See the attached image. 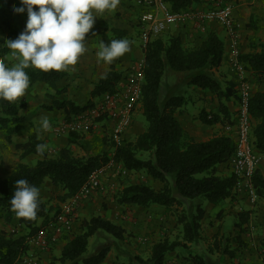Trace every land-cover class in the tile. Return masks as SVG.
<instances>
[{
  "label": "trees",
  "instance_id": "1",
  "mask_svg": "<svg viewBox=\"0 0 264 264\" xmlns=\"http://www.w3.org/2000/svg\"><path fill=\"white\" fill-rule=\"evenodd\" d=\"M172 13L190 10L203 0H163ZM117 34V32H116ZM119 34V33H118ZM5 44L0 43V58L11 54ZM225 55V43L213 33L199 47H185L179 38H171L169 43L161 39L149 41L144 50V85L139 106L142 108L148 127L136 141L113 145V158L107 155L76 156L71 149L64 148L51 157L47 153H37V145L45 144L36 133H29L28 141L16 145L22 153L21 159L35 155L40 160L34 166L18 164L12 174L0 180V212L7 224H15V231H0V264H18L27 255L30 247L27 238L37 231L40 220L53 219L59 211L49 207L39 197V210L35 221L19 218L12 211L10 200L15 191V182L26 179L40 190L46 181H50L64 193L61 200L79 194L91 174L105 166L111 160L115 166H121L130 173H145L149 179L158 183L159 188L147 184H128L115 195L117 206H134L150 209L162 207L178 212L177 222L181 227V239L170 241L163 239L152 247L150 257L143 259L132 256L127 264H167L169 255L179 249H188L202 240V220L205 210L193 201L203 199L218 204L227 199H236L237 177L232 173L220 174L219 167L232 162L236 152L234 132L214 136L207 142H197L185 136L178 121V112L187 105L188 89L212 93L220 101L217 112L203 110L199 116L202 124L225 127L234 126L235 118L228 106L222 102L225 94L221 84L215 78V71L222 65ZM258 82L264 78V50L259 54L240 57ZM30 77V91L36 84L42 83L49 90L56 91L57 84L67 77L66 72H48L29 68L25 70ZM121 73L111 69L100 80L92 93L93 99L101 100L106 95L116 93L122 81ZM173 79V84L168 81ZM231 95L227 93V98ZM89 102L83 107L63 101L56 104L66 113V122L72 115H78L94 107ZM52 110V108H48ZM20 103L0 101V128L7 133L8 141L20 132L24 118L19 115ZM252 118V142L255 150L264 155V93L255 91L250 101ZM102 121V120H100ZM253 121H257L253 128ZM234 128V127H233ZM71 136H78L72 133ZM76 140L74 139L73 142ZM146 156V158H144ZM254 185L260 197L264 194V177L259 170L254 176ZM53 212L55 216L51 218ZM82 235L67 237V244L59 262L62 264H103L110 246L100 249L86 257L89 239L98 234L112 236L117 241L125 239L126 230L101 217H94L83 224ZM26 233L25 235H20ZM191 256V258H189ZM188 256L189 264H209L200 255ZM123 264V263H114Z\"/></svg>",
  "mask_w": 264,
  "mask_h": 264
},
{
  "label": "crops",
  "instance_id": "2",
  "mask_svg": "<svg viewBox=\"0 0 264 264\" xmlns=\"http://www.w3.org/2000/svg\"><path fill=\"white\" fill-rule=\"evenodd\" d=\"M216 4L230 5L233 8L234 19L240 26L241 57L261 53L264 50V0H203L201 4L195 5L190 10L207 9ZM140 11L143 14L147 12V8L140 4V0H120V4L115 10L98 15L93 29L90 30L85 38L86 52L79 58L76 65L69 66V69L64 71L67 73V77L57 84L56 91L49 90L42 83L36 84L30 91H27L24 97L27 100L24 102L29 103V106L26 109H20V116L24 118V124L20 132L12 137L10 148L8 150L3 148V146L0 148V172L3 173L5 170H8L9 173L6 176L0 174V180L7 179L18 164L22 163L34 166L40 160V157L35 155L21 159L22 153L16 150V145L24 144L28 141L29 133L31 132L36 133L49 146L45 150V153L51 157L57 155L62 149L69 148L79 157L104 155L106 149H108L107 157L113 158L115 154L114 143L105 149L104 142L106 140L103 138L108 137L106 139L109 140L112 137V122L108 120L102 121L98 126L91 129L89 133L77 134L81 135L82 138H78V136L73 137L71 134L58 135L54 132V129L57 125L66 121V113L63 109H58L56 104L63 101L72 102L80 107L85 106L91 101L97 104L99 100L93 99L92 93L106 73L114 69V71L122 74L123 81L126 75L138 63L144 61L146 43L144 36L137 33V30L140 31L142 28H137L141 26V18L138 16ZM208 33L215 34L225 43L224 60L219 69L215 71V78L221 84L225 94L222 102L228 106L232 116L235 114L234 118L236 120L238 101H234V96L238 95V91L236 93L234 89L237 74L233 71L229 62L230 41L226 31L217 23L207 24L203 31L191 23L187 25H173L168 27L159 39L164 43H169L172 37L179 38L185 47L193 48L201 46L207 39ZM124 38L131 42V51L129 53L117 58L110 65L98 59L97 51L99 50L101 41L109 44L113 39ZM152 40H154V37L150 38V41ZM249 74L251 73L249 72ZM262 87L264 88V86ZM262 87L260 89L264 93ZM188 91H196V96L192 100H189L187 104H192L194 110L188 111L184 107L185 113L182 115L178 114L177 116L186 137L194 139L197 142H207L214 136L231 133L227 132V127L221 124L206 126L199 119L203 110L208 112L218 111L220 106L218 98L210 92L194 90L192 88L188 89ZM227 93L231 95L229 98H227ZM24 98L22 99L25 100ZM48 108H52V110H48ZM134 116L132 125L124 132V143L134 141L141 134L138 122ZM42 117L48 118L52 129L50 132L41 130L40 121ZM235 126H233L232 130L234 135H236ZM145 129L144 132L146 131ZM74 139L76 140L75 142H73ZM0 143L3 144V141H0ZM9 155L15 158L12 160L7 159ZM2 159L6 161L5 166L1 162ZM114 168H107L105 171L102 179L104 190L95 192L77 206L72 232L63 236L48 251L40 252L30 248L24 258L35 256L38 264H62L59 262V259L67 244L66 238L72 235H82L85 232L83 224L94 217H101L106 221L123 227L126 230V234L136 225L139 227L144 226V233L154 234V236L157 235L159 238H162L166 234H171L172 231L169 230H174L176 224L172 223L173 225L171 226V220L167 215L169 209L156 206L144 209L134 206L116 205L115 191L122 190L131 180L127 181L126 179L123 183L111 181L110 175L113 176L112 180L118 178L119 175L118 173L116 176L117 172ZM258 170L264 177V160L260 163ZM219 171L232 173V162L230 161L228 164L220 166ZM149 180L155 188H159L160 185L158 183H155L151 179ZM58 190L50 181H46L40 190V197L44 202H48L49 207L53 206L54 209L60 211L63 202L59 203L57 202L58 200H53L54 194ZM257 202L258 204L255 207V205L250 204L247 198L239 195L236 199H227L218 204H212L205 200L200 201V199L193 201L194 205H202L205 210L202 220V240L197 245H189L188 249H179L169 255L167 264H189L190 262L186 257L191 254L194 256H204L209 264H264V194L258 198ZM241 208L245 209L248 213H239L242 211L240 210ZM132 211L134 212L133 214L129 213ZM54 214L55 212L51 218L55 216ZM141 214L144 215V221L139 218ZM233 216L237 218L234 227L231 230H227L225 222ZM50 220H40L38 228H44ZM136 228L138 227H135L134 230ZM0 231H7L9 233L15 231V224H7L1 212ZM174 231H177V229ZM95 236L96 238L100 237L106 240L111 237L106 234ZM95 236L89 239L86 257L104 248L102 246L97 248L99 245H102L101 243L96 248H93ZM111 242L113 246L110 248V252L103 264L122 263V256L128 253L133 255L129 252L130 249H127V253L124 248L119 247L113 241ZM91 248L97 249L96 252H91ZM137 255L139 254L137 253ZM18 264L27 263L21 260Z\"/></svg>",
  "mask_w": 264,
  "mask_h": 264
},
{
  "label": "built area",
  "instance_id": "3",
  "mask_svg": "<svg viewBox=\"0 0 264 264\" xmlns=\"http://www.w3.org/2000/svg\"><path fill=\"white\" fill-rule=\"evenodd\" d=\"M140 4L147 8V12L141 18L142 31L144 32L142 35L146 46L151 37H158L173 25L191 23L203 31L207 24L217 23L226 31L230 41L229 62L233 71L241 78L237 90L236 152L232 160V172L237 177L235 191L237 195L247 198L250 204L255 205L259 196L254 185V176L260 163L264 160V155L255 150L252 142V118L250 115L252 87L244 80L246 66L240 58V26L234 19L233 8L230 5L216 4L207 9L172 13L163 0H140ZM143 85L144 61L138 63L126 75L125 79L119 83L115 94L106 95L94 107L81 114L72 115L71 120L57 125L54 132L58 135L89 133L99 123L108 120L113 124L111 134L114 144L121 145L124 132L132 125L134 112L140 104ZM232 130V126L226 128L227 132ZM114 167L115 163L111 160L105 166L95 170L79 194L68 199L61 207V211L44 228L27 238L29 247L40 252L48 251L63 236L71 233L77 206L95 192L104 190L102 179L105 171L107 168ZM119 173L130 174L122 167ZM22 261L27 264H38L35 256L25 257Z\"/></svg>",
  "mask_w": 264,
  "mask_h": 264
},
{
  "label": "clouds",
  "instance_id": "4",
  "mask_svg": "<svg viewBox=\"0 0 264 264\" xmlns=\"http://www.w3.org/2000/svg\"><path fill=\"white\" fill-rule=\"evenodd\" d=\"M23 7L17 14L27 12L25 31L17 39L5 42L17 62L9 66L0 60V101L17 103L30 87L29 68L41 72H63L76 65L86 52L85 38L93 29L97 16L115 10L120 0H20ZM131 42L113 39L99 44L97 57L105 64L131 51ZM41 130L50 132L47 117H42ZM49 146L38 144L37 153L43 155ZM40 189L26 179L15 182L10 200L12 211L19 218L35 221L39 210Z\"/></svg>",
  "mask_w": 264,
  "mask_h": 264
},
{
  "label": "rangeland",
  "instance_id": "5",
  "mask_svg": "<svg viewBox=\"0 0 264 264\" xmlns=\"http://www.w3.org/2000/svg\"><path fill=\"white\" fill-rule=\"evenodd\" d=\"M19 7H23V5L21 4L20 0H0V43L1 44H5V42L8 41V40L17 39L18 36L22 32L25 31L26 23H27V20H28L27 12L25 11L23 14H17L14 11V9L19 8ZM142 11H140V13L138 14V16H140V18H142V15H143ZM141 27L142 26H138L137 28L140 29ZM137 33H139L140 35L144 34V32L142 31V28H141L140 31L137 30ZM162 35L163 34H160L158 37H154V39H158ZM0 60H3L9 66H11L12 64L17 62L14 58L11 57V54L6 56V58H3V59L0 58ZM172 80L173 79H171V81L169 80L168 82L170 84H173L174 82ZM235 80H236V83H235L236 86H235L234 92L237 93V89L239 87L241 78H239L237 76V78H235ZM244 80L251 85L252 93L255 92V91L261 92L260 88L262 86H264V78H263V81L258 82L257 79H254L249 74L248 71H246V75H245ZM262 90L264 91L263 87H262ZM186 96H187L188 101L192 100V98H194L196 96V91H188L187 90ZM46 98H47V96H46ZM24 99L25 100H23L21 98L19 100L20 109H26L29 106V103L24 102L27 99L26 98H24ZM234 101H236V102L238 101V95L234 96ZM184 107H186V109L188 111L194 110L193 109L194 106L192 104H189V105L184 106ZM134 113H136L134 118L138 122V128L140 129L139 132L141 133L140 135H142L143 133L146 132V131L144 132V128H146L145 130H147L148 124H147V121H146L144 115L142 114L141 106H138ZM178 113L180 115H182V114L185 113V110L181 109ZM19 115H21V111H19ZM234 115H233V118H234ZM256 123H257V121H253V128H254V125H256ZM231 133H232V131H231ZM78 138H82L81 135H78ZM103 138H104V140H106L104 142L105 143V149H106V147L112 146V143H114L113 140H112V137H110L109 140L106 139L108 137H106V138L103 137ZM136 140L137 139H135L134 141H136ZM0 141H3V144L0 143V148L3 146V148H5L7 150L10 148V145L12 144V141H8L6 131L2 130V129H0ZM134 141H132V142H134ZM126 143H129V142H126ZM107 151H108V149H106V151H105L106 155H108ZM15 156H16V154H15ZM7 157H8L7 159H11V160L15 158V157H12L11 155H9ZM144 158H146V156H144ZM1 162H2L3 166H5L4 164L6 163V161H4L2 159ZM114 169L117 172V174H116V176H117L119 171L121 170V166H118V167L116 166ZM0 174L2 176H6L9 173H8V170H5L3 173L0 172ZM220 174H224V175L227 174L228 175L230 173L229 172L226 173V172H221L220 171ZM112 177L113 176L110 175V179L114 183H123V181H126V179H127V181L131 180L130 182H128V184H142L143 183V184H147V185H150V186L155 188V186L152 185V183L150 182L148 176L145 173H138V174L130 173V174H127V175H123V174L119 173L118 178H116L115 180H112ZM133 177H135V179H133ZM115 192H116L115 194H117V191H115ZM235 195H236V198H237L238 195H237L236 191H235ZM54 196L55 197L53 198V200H56V201L58 200L57 202H59V203L63 202L61 200V198H63V196H64L63 192L58 190L54 194ZM200 201H203V199H200ZM62 204H65V202H63ZM257 204H258V202H256L255 207L257 206ZM54 210L58 211V209H54ZM240 210H242V211L239 212L241 214L248 213V212L245 211V209L243 210V208H241ZM179 211L181 212L182 209H179ZM178 212L175 209L174 210H170L169 209V212L167 214L169 219L171 220V226L173 224H176V227L174 228V230L177 229L178 232L174 231L172 229V230H169V231H172L171 234H166V235L162 236V238H159L157 235L154 236V234L152 235L150 233H144V226L143 227L142 226L139 227V226L136 225V226L133 227V229L130 230V232L127 230L128 233L126 234V238L123 241H117L112 236L110 238H108L107 240L105 238H100V237L96 238V236H95V241L93 242L94 243L93 244V248H96L99 243H101L102 245H99L97 248H100L101 246L102 247L110 246V248H111L113 246V243L111 241H113L119 247L124 248L127 253H128L127 249H130L129 252H131V254H133V255H130L128 253L125 256H122L121 262L123 264L129 263V261L131 260L132 256H140L143 259H148L150 257V254H151L152 247H153V245L156 242H159L160 240H163V239H166V238L169 239L170 241H175V240L181 239V237H182L181 227L178 226V222H177ZM129 213L133 214L134 212L132 211V212H129ZM155 214H158V213H155ZM139 218H141L144 221V215L141 214L139 216ZM236 219L237 218L235 216H233L231 218H228V220H226L225 227H226L227 230L233 229L234 223L236 222ZM135 227H138V228H136V230H134ZM96 250L97 249H92L91 252L92 251L96 252ZM137 253L139 255H137ZM189 258H191V256ZM186 259H188V257H186Z\"/></svg>",
  "mask_w": 264,
  "mask_h": 264
}]
</instances>
